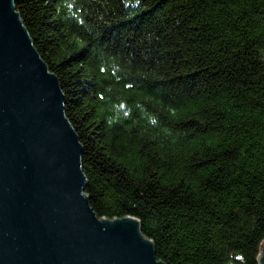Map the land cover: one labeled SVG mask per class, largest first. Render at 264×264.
<instances>
[{
  "label": "trees",
  "instance_id": "1",
  "mask_svg": "<svg viewBox=\"0 0 264 264\" xmlns=\"http://www.w3.org/2000/svg\"><path fill=\"white\" fill-rule=\"evenodd\" d=\"M83 147L85 195L163 264H260L264 0H15Z\"/></svg>",
  "mask_w": 264,
  "mask_h": 264
},
{
  "label": "water",
  "instance_id": "2",
  "mask_svg": "<svg viewBox=\"0 0 264 264\" xmlns=\"http://www.w3.org/2000/svg\"><path fill=\"white\" fill-rule=\"evenodd\" d=\"M65 105L15 0H0V264H163L138 220L91 208Z\"/></svg>",
  "mask_w": 264,
  "mask_h": 264
}]
</instances>
